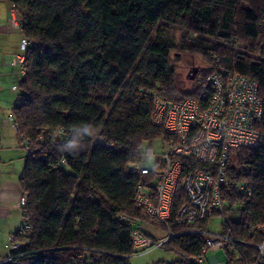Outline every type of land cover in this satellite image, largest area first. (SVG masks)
Segmentation results:
<instances>
[{
    "label": "trees",
    "instance_id": "trees-1",
    "mask_svg": "<svg viewBox=\"0 0 264 264\" xmlns=\"http://www.w3.org/2000/svg\"><path fill=\"white\" fill-rule=\"evenodd\" d=\"M7 1L31 44L22 51L24 72L11 109L28 147L19 175L23 219L0 264H131L137 219L167 236L135 201L138 184L156 196L161 168L160 157L155 167L143 163V143L176 140L153 121V96L197 98L210 90L215 72L254 79L262 102L254 125L260 137L252 147L229 149L220 190L229 222L220 221L219 231L237 247L222 248L225 264L243 262L241 254L250 258L254 249L239 240L258 242L264 222V0ZM182 51L199 52L206 62L193 66L198 70L185 89L174 80ZM54 127L69 136L51 138L46 130ZM94 134L113 146L95 142ZM181 161L184 172L207 166ZM137 163L147 173L133 171ZM174 193L173 215L185 200L182 185ZM215 216L191 224L171 218L172 235L159 246L177 258L160 264H205V237L196 231L211 228Z\"/></svg>",
    "mask_w": 264,
    "mask_h": 264
},
{
    "label": "built area",
    "instance_id": "built-area-1",
    "mask_svg": "<svg viewBox=\"0 0 264 264\" xmlns=\"http://www.w3.org/2000/svg\"><path fill=\"white\" fill-rule=\"evenodd\" d=\"M10 20L14 28H20L21 19L13 6ZM29 44L31 43L26 38L21 39L23 50ZM24 59L25 53L16 54L10 64L23 68ZM209 79L210 90L202 91L197 98L189 97L183 101L168 102L157 94L153 96V121L162 124L164 130L174 135L176 140L166 142L167 149L160 157V175L152 187L156 196L152 197L151 190L146 189L148 186L143 187L138 184L135 201L143 208L145 216L166 227L167 236L154 242L140 229H135L133 240L137 252L158 247L169 238L172 235L171 228L168 227L171 218L178 224H191V222L202 220L205 216L217 215L222 225L229 222L220 191L226 182L227 154L230 148L252 147L258 141L260 134L254 125L262 117V102L257 98V84L254 79L231 72H215L209 75ZM201 99L207 101L205 106H202ZM7 119L12 121V112ZM46 131L51 138L59 136L63 140L69 136L65 127H54ZM92 140L100 141L106 146H113L100 135L94 134ZM22 142L28 150L26 140L22 139ZM145 149L149 157L154 156L155 151L151 147ZM181 158H191L194 163H204L207 166L205 170L189 169V172H184ZM133 171L147 173V168L137 163ZM178 184L184 189L185 200L173 215L171 201ZM238 187L242 188V185L239 184ZM24 202L22 197L21 203ZM136 221L147 222L142 219ZM25 227L29 229L28 226ZM258 229L261 235L258 242L239 240L245 246L252 247L254 251L250 258L241 254L244 261L235 264H264V222ZM196 232L204 235V252L212 256L211 258L207 256L212 264H220L214 254L217 249L227 247L231 251H236L237 247L227 233L212 231L211 228ZM18 246L19 244L13 243L10 248H18ZM202 259L199 257L197 260L202 262Z\"/></svg>",
    "mask_w": 264,
    "mask_h": 264
},
{
    "label": "rangeland",
    "instance_id": "rangeland-1",
    "mask_svg": "<svg viewBox=\"0 0 264 264\" xmlns=\"http://www.w3.org/2000/svg\"><path fill=\"white\" fill-rule=\"evenodd\" d=\"M12 6L13 5L10 1L0 0V124H2L1 121L3 119H6L9 113L12 111L10 109L16 102V94L19 90V87H17V82L20 78L19 71L23 72V68H20L18 66H10L9 64L10 58L12 59L16 53L20 54L23 51L21 47V30H19L20 28H14L10 20ZM176 58V74L174 79L176 81V85L179 86V88L183 89H185L186 87H191L193 84V78L188 77L189 70L191 69V67L196 65L198 67H203L206 62L203 61L202 56L199 52L194 53L192 51H182L181 54L179 53V55L176 56ZM11 123L12 121L8 122L6 126L9 128V132H11V140L15 139L16 143L18 144L19 140L17 138L19 137V133L17 132V137L15 129ZM23 146L25 147L24 143ZM23 146L20 143V152L22 155L25 154V149ZM146 147H148V144L147 142H144L141 148L142 161L148 167H155L156 160L165 153L167 144L160 138L155 139L150 146L151 149L155 151V155L152 157H149L146 153ZM21 219L23 218L21 217ZM219 222L220 220L217 216H215L210 221L209 226L211 227L212 231H219L221 229V225L219 224ZM135 225H133L132 227H135ZM146 225V227L143 226L145 228L144 230H149V233H151L153 236H156V239L166 236V231L164 229L159 228L152 223ZM20 226L21 224L19 225V227ZM8 244L9 238H5L3 242H0V263L2 262L4 256L9 253V247L6 246ZM214 254L220 261V263H226L227 253L224 249H217ZM208 255L209 253L204 256L205 264H212L211 261L208 260ZM176 258L177 255L174 254V252L164 250L161 246H158L149 248L145 251L136 252L130 257L129 262L131 264H160L159 261L170 262V260H174Z\"/></svg>",
    "mask_w": 264,
    "mask_h": 264
},
{
    "label": "crops",
    "instance_id": "crops-1",
    "mask_svg": "<svg viewBox=\"0 0 264 264\" xmlns=\"http://www.w3.org/2000/svg\"><path fill=\"white\" fill-rule=\"evenodd\" d=\"M10 61L11 58L9 59V64ZM10 66L13 65L10 64ZM7 117L3 119L1 121L2 124H0V242H3L5 238L8 239L11 233L16 231L19 225L22 224L19 203V199L22 195V188H20L19 185V175L24 167L23 163L27 152L26 148L23 146L21 136L19 135L18 137L17 135L15 123L13 121L11 124L15 129L19 141L17 144L15 139L11 140V132H9V128L6 126L11 120L7 119ZM19 142L25 149L24 155L20 152L21 148ZM149 223L148 221L146 223L138 221L136 227L138 229L140 227V230L143 231L145 229L143 226ZM144 232L156 239V236L149 233V230H144Z\"/></svg>",
    "mask_w": 264,
    "mask_h": 264
},
{
    "label": "water",
    "instance_id": "water-1",
    "mask_svg": "<svg viewBox=\"0 0 264 264\" xmlns=\"http://www.w3.org/2000/svg\"><path fill=\"white\" fill-rule=\"evenodd\" d=\"M197 70H198V68L191 67V69L188 72V77L193 78L195 76ZM209 256H210V258L212 257L211 255H209Z\"/></svg>",
    "mask_w": 264,
    "mask_h": 264
},
{
    "label": "bare ground",
    "instance_id": "bare-ground-1",
    "mask_svg": "<svg viewBox=\"0 0 264 264\" xmlns=\"http://www.w3.org/2000/svg\"><path fill=\"white\" fill-rule=\"evenodd\" d=\"M22 197H24V196H23V195H21V197H20V199H19V200H20V201H19V203H20V204H24V203H21V198H22Z\"/></svg>",
    "mask_w": 264,
    "mask_h": 264
},
{
    "label": "clouds",
    "instance_id": "clouds-1",
    "mask_svg": "<svg viewBox=\"0 0 264 264\" xmlns=\"http://www.w3.org/2000/svg\"><path fill=\"white\" fill-rule=\"evenodd\" d=\"M21 140H22V138H21Z\"/></svg>",
    "mask_w": 264,
    "mask_h": 264
}]
</instances>
